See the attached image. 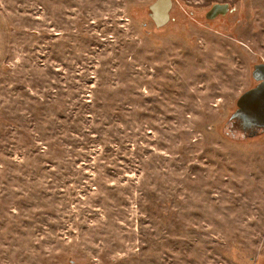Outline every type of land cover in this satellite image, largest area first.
I'll return each mask as SVG.
<instances>
[{"label": "rangeland", "instance_id": "374dc122", "mask_svg": "<svg viewBox=\"0 0 264 264\" xmlns=\"http://www.w3.org/2000/svg\"><path fill=\"white\" fill-rule=\"evenodd\" d=\"M154 1L0 0V264H264V0Z\"/></svg>", "mask_w": 264, "mask_h": 264}, {"label": "water", "instance_id": "95a60500", "mask_svg": "<svg viewBox=\"0 0 264 264\" xmlns=\"http://www.w3.org/2000/svg\"><path fill=\"white\" fill-rule=\"evenodd\" d=\"M172 0H155L149 6L150 18L157 28H162L170 20ZM230 11L227 3L214 4L208 10L206 19L213 20ZM257 84L251 89L242 93L236 102L237 111L232 115L231 120L241 119L243 129L256 128L254 135L259 130L264 131V64L254 66L251 73Z\"/></svg>", "mask_w": 264, "mask_h": 264}, {"label": "crops", "instance_id": "0c3cea01", "mask_svg": "<svg viewBox=\"0 0 264 264\" xmlns=\"http://www.w3.org/2000/svg\"><path fill=\"white\" fill-rule=\"evenodd\" d=\"M2 53H3V52L1 51V47H0V57L2 56Z\"/></svg>", "mask_w": 264, "mask_h": 264}, {"label": "trees", "instance_id": "16d2710c", "mask_svg": "<svg viewBox=\"0 0 264 264\" xmlns=\"http://www.w3.org/2000/svg\"><path fill=\"white\" fill-rule=\"evenodd\" d=\"M242 122V121H241Z\"/></svg>", "mask_w": 264, "mask_h": 264}]
</instances>
